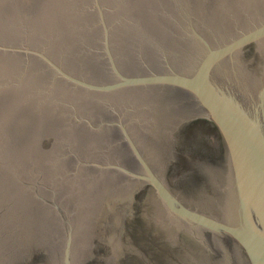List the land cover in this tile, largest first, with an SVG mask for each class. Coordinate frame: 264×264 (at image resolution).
<instances>
[{"label": "water", "instance_id": "water-1", "mask_svg": "<svg viewBox=\"0 0 264 264\" xmlns=\"http://www.w3.org/2000/svg\"><path fill=\"white\" fill-rule=\"evenodd\" d=\"M0 264H264V0H0Z\"/></svg>", "mask_w": 264, "mask_h": 264}, {"label": "flooded vegetation", "instance_id": "flooded-vegetation-1", "mask_svg": "<svg viewBox=\"0 0 264 264\" xmlns=\"http://www.w3.org/2000/svg\"><path fill=\"white\" fill-rule=\"evenodd\" d=\"M202 141V143H204L203 139H200ZM212 143L214 144V139H212Z\"/></svg>", "mask_w": 264, "mask_h": 264}]
</instances>
